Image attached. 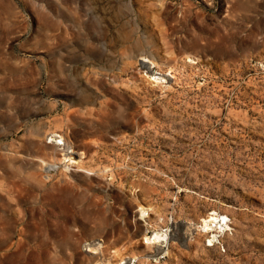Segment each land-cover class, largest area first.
I'll list each match as a JSON object with an SVG mask.
<instances>
[{"label": "rangeland", "instance_id": "rangeland-1", "mask_svg": "<svg viewBox=\"0 0 264 264\" xmlns=\"http://www.w3.org/2000/svg\"><path fill=\"white\" fill-rule=\"evenodd\" d=\"M0 264H264V0H0Z\"/></svg>", "mask_w": 264, "mask_h": 264}, {"label": "bare ground", "instance_id": "bare-ground-1", "mask_svg": "<svg viewBox=\"0 0 264 264\" xmlns=\"http://www.w3.org/2000/svg\"><path fill=\"white\" fill-rule=\"evenodd\" d=\"M140 61L143 62V63L148 64L149 66L153 65V63L149 59L143 58V59H140ZM50 141H53V139H50ZM59 142H60L59 144H61V139H59ZM68 161H69V159H68ZM70 163L77 164V161L70 160ZM226 221H227V218L225 216H222V215L219 216V215H217L215 213H210L207 216V218L202 221V223H203L202 227H203L204 231L212 230V228H218L219 230H223V229H227L228 228V225L226 224ZM165 237L166 236L162 232L161 233L160 232H155L152 235H150L149 237H146L145 241H146L147 244H154V243L165 241ZM214 237L215 236H212V238H214ZM210 241L211 240H209V242Z\"/></svg>", "mask_w": 264, "mask_h": 264}, {"label": "crops", "instance_id": "crops-1", "mask_svg": "<svg viewBox=\"0 0 264 264\" xmlns=\"http://www.w3.org/2000/svg\"><path fill=\"white\" fill-rule=\"evenodd\" d=\"M32 49L35 50L38 55L40 54V56H42L46 61L51 60L50 54L54 51L53 46L50 44V42L38 44L36 46H33Z\"/></svg>", "mask_w": 264, "mask_h": 264}]
</instances>
